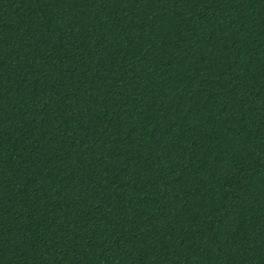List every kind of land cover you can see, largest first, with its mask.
<instances>
[{"label": "trees", "instance_id": "1", "mask_svg": "<svg viewBox=\"0 0 264 264\" xmlns=\"http://www.w3.org/2000/svg\"><path fill=\"white\" fill-rule=\"evenodd\" d=\"M0 264H264V0H0Z\"/></svg>", "mask_w": 264, "mask_h": 264}]
</instances>
